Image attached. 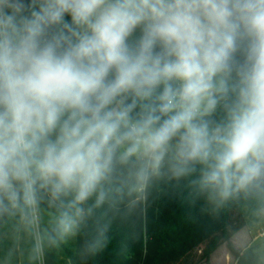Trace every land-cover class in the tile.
Here are the masks:
<instances>
[{
  "label": "clouds",
  "instance_id": "1",
  "mask_svg": "<svg viewBox=\"0 0 264 264\" xmlns=\"http://www.w3.org/2000/svg\"><path fill=\"white\" fill-rule=\"evenodd\" d=\"M165 189L264 222V0H0V264H90Z\"/></svg>",
  "mask_w": 264,
  "mask_h": 264
},
{
  "label": "trees",
  "instance_id": "2",
  "mask_svg": "<svg viewBox=\"0 0 264 264\" xmlns=\"http://www.w3.org/2000/svg\"><path fill=\"white\" fill-rule=\"evenodd\" d=\"M248 212L232 205L217 214L201 209L165 189L156 193L146 215L131 226L116 227L109 249L90 264H208L211 253L225 244L236 264H247L244 249L231 243V236L246 224ZM130 233L131 235H126ZM128 241L119 258L114 249ZM74 245L51 257L50 264H65Z\"/></svg>",
  "mask_w": 264,
  "mask_h": 264
},
{
  "label": "rangeland",
  "instance_id": "3",
  "mask_svg": "<svg viewBox=\"0 0 264 264\" xmlns=\"http://www.w3.org/2000/svg\"><path fill=\"white\" fill-rule=\"evenodd\" d=\"M243 211L246 212L244 208ZM244 228L245 229L240 231L242 233H238V235L235 236L234 243L238 245L237 247L247 245L249 239L251 240L250 244L258 243L260 240L264 239V237L260 235L262 231L264 232V222L256 221L250 215H247L246 226ZM245 231L247 232L244 234ZM226 253L229 254V257L227 258L226 256H224ZM208 264H236V263L232 255L228 252L226 245L223 243L220 244L211 253Z\"/></svg>",
  "mask_w": 264,
  "mask_h": 264
},
{
  "label": "crops",
  "instance_id": "4",
  "mask_svg": "<svg viewBox=\"0 0 264 264\" xmlns=\"http://www.w3.org/2000/svg\"><path fill=\"white\" fill-rule=\"evenodd\" d=\"M245 226H246V224H245L243 227H241L237 232H235V233L231 236V238H230L231 243H232L235 247L238 246V245H236V244L234 243V241H235V236L238 235V233H242V232H240V231H242L243 229H245V228H244ZM246 232H247V231H245L244 234H245ZM250 241H251V240L249 239L247 245L250 244ZM244 246H245V245H244ZM244 246L237 247V248H242V247H244ZM225 252H226V250H225ZM224 256H226V258H227V257H229V254L226 253ZM227 261H228V260H227Z\"/></svg>",
  "mask_w": 264,
  "mask_h": 264
},
{
  "label": "built area",
  "instance_id": "5",
  "mask_svg": "<svg viewBox=\"0 0 264 264\" xmlns=\"http://www.w3.org/2000/svg\"><path fill=\"white\" fill-rule=\"evenodd\" d=\"M260 235L264 237V232L262 231V232L260 233Z\"/></svg>",
  "mask_w": 264,
  "mask_h": 264
}]
</instances>
